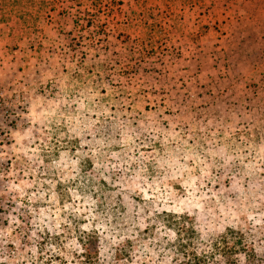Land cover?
<instances>
[{
  "label": "rangeland",
  "instance_id": "rangeland-1",
  "mask_svg": "<svg viewBox=\"0 0 264 264\" xmlns=\"http://www.w3.org/2000/svg\"><path fill=\"white\" fill-rule=\"evenodd\" d=\"M192 5L68 0L65 52H3L0 264H37L47 234L80 251L83 233L101 264H264V67L228 58L205 9L180 22Z\"/></svg>",
  "mask_w": 264,
  "mask_h": 264
},
{
  "label": "crops",
  "instance_id": "crops-1",
  "mask_svg": "<svg viewBox=\"0 0 264 264\" xmlns=\"http://www.w3.org/2000/svg\"><path fill=\"white\" fill-rule=\"evenodd\" d=\"M41 1L48 2L50 6L55 4V7L39 13L36 8ZM65 1L68 0H19L25 7H17L14 10L16 15L10 22L0 23V63L5 58L3 52H7L12 44L17 50L15 54L20 55L17 59L21 58L22 62L28 52L36 55L33 60L40 63L54 59L61 47L65 52L64 42L73 40L78 33L76 16L59 7ZM201 9L208 12L209 20L215 19L223 26L219 37L213 40L226 49L228 58L234 60L239 56L237 52L244 51L245 55L239 56L242 60L258 61L256 64L264 67V0H204L181 12L184 21L180 18V22L191 19L192 24L200 25L203 21ZM30 17L35 21L34 30L25 34ZM18 27L20 30H17Z\"/></svg>",
  "mask_w": 264,
  "mask_h": 264
},
{
  "label": "trees",
  "instance_id": "trees-1",
  "mask_svg": "<svg viewBox=\"0 0 264 264\" xmlns=\"http://www.w3.org/2000/svg\"><path fill=\"white\" fill-rule=\"evenodd\" d=\"M177 1V0H169ZM187 4H198L202 3L204 0H182ZM1 11V10H0ZM2 16L0 15V23H4ZM227 233L224 236H221L214 244V250L216 252L227 251V248H220L219 242L227 241ZM84 237L79 239L80 251L74 250L72 247L64 248L60 243V237L50 236L49 234L46 237H42V241L38 244V263L37 264H101L99 261H96L90 254L88 250V245L93 241L94 236L91 234L83 233ZM216 253L213 254L215 256ZM226 254V252H225ZM204 256V255H202ZM199 256L196 252H192L191 258H193L194 263L192 264H208L206 263L207 257Z\"/></svg>",
  "mask_w": 264,
  "mask_h": 264
}]
</instances>
